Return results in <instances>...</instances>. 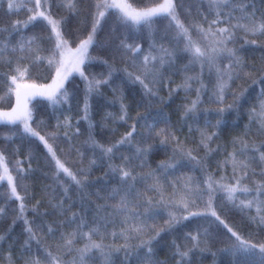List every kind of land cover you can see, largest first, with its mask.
<instances>
[{
    "label": "trees",
    "instance_id": "16d2710c",
    "mask_svg": "<svg viewBox=\"0 0 264 264\" xmlns=\"http://www.w3.org/2000/svg\"><path fill=\"white\" fill-rule=\"evenodd\" d=\"M160 1L126 0L138 9ZM98 2L74 0L69 9L67 0H40V8L31 0L27 7L10 10L9 0H0V110L13 104L16 85L12 76H17L20 85L44 84L60 62L61 48L56 47L57 36L47 21L38 18L27 26L24 22L43 11L58 22L60 41L76 46L93 33ZM174 2L179 21L196 44L215 56L214 64L207 57L192 63V54L184 50L187 41L170 17H154L148 28L123 23L119 9H101L105 16L93 33L82 64L83 76L68 77L56 93L57 102L42 97L27 102L29 126L38 136L24 132L22 123L0 121V154L22 197H12V185L0 166V236L4 237L0 264H146V249L138 246L162 228L166 230L153 240V253L148 254L151 264H264L260 251L264 245V223L260 221L264 195L255 190L264 183V162L259 160L264 152V113L260 110L264 35L232 27L237 22L248 23L245 12L253 9L258 10L257 17L264 16V0H230L221 9L210 8L209 0ZM241 4L248 7L241 10ZM217 11L222 18L211 24ZM210 25L212 32L230 28L232 39L219 44L222 37L208 32ZM124 44L139 46L140 52L133 53ZM221 47L232 49L235 57L212 51ZM161 48L170 55H164ZM149 54L163 56L165 63L151 61L148 67L154 66V72L145 77L143 57ZM236 58L239 65L234 64ZM17 68L27 71L21 77ZM136 76L154 94L134 82ZM221 77L227 81L223 101L218 99ZM104 80L107 83L95 84ZM241 92L244 97L234 104ZM197 99L196 108L188 112ZM221 108L225 110L219 112ZM129 132V142L118 143ZM244 144L248 149L241 154ZM97 145L115 147L105 154ZM48 146L79 184L57 168ZM137 149L147 151L138 155ZM234 152L238 161H247V169L234 171L230 158ZM162 162L172 166L164 169ZM113 168H125L135 179L122 183ZM245 171L241 185L252 191H238L229 200L222 186L235 185ZM187 183L195 186L193 191L184 190ZM114 191L118 192L115 196ZM121 197L128 202L126 210L117 208ZM241 201L253 203L244 207ZM213 210L220 220L210 214ZM169 214L179 221L171 229H167ZM81 221L84 227L78 228ZM220 221L240 241L254 245L255 253L238 256L235 246L240 241ZM141 225L145 227L138 235L133 229ZM28 227L33 237L26 231ZM91 229L97 230L91 232V240L102 248L92 249L81 262L80 250L89 243L83 233ZM192 236L198 240L193 241ZM73 237L72 245L66 246V240ZM177 245L181 252L191 249L183 260L176 255ZM126 253L131 254L129 258Z\"/></svg>",
    "mask_w": 264,
    "mask_h": 264
},
{
    "label": "snow or ice",
    "instance_id": "6c2138e0",
    "mask_svg": "<svg viewBox=\"0 0 264 264\" xmlns=\"http://www.w3.org/2000/svg\"><path fill=\"white\" fill-rule=\"evenodd\" d=\"M31 0H19V3L16 2V0H9V4H8V8L10 10L14 9V8H20V7H27V3H30ZM46 2V0H45ZM230 3V0H209V6L210 8H216V9H221L223 6L228 5ZM35 6L36 8H40L41 4H40V0H35ZM66 7H68L69 9L74 7V0H67V3L65 4ZM241 10L245 9L248 7V4H241L238 5ZM175 2L174 0H164V3L158 5L157 7L154 8H148V9H143V10H137L132 8V6L130 4H128L126 2V0H112L111 3L108 2V0H99V2L96 4V8H97V18L95 20V23L93 25V33L96 30V27L99 24L100 19H102L105 16V11L101 10H107L108 8H116L119 9L121 14H122V22L126 23L128 21L131 22V24L133 26H138V25H144L147 26L148 28H151L152 24L154 23V17L157 16H164L165 18H171L172 21L175 22V26L180 30L179 35L182 36L186 41V45H185V51L189 52L192 54L193 60L192 63H197V62H202L201 58L203 57H207L208 62L210 64H214V60H215V56L209 55L204 49H202L198 44H196L191 36L189 35V30L187 28H185V26L179 21L177 14H176V10H175ZM28 11H32V9H28ZM256 11H258L257 9H253L252 12H245V16L247 17V20L249 21L248 23H239L237 22V24L233 25V28H240L243 29L246 33L252 34V35H264V16L261 17H257L256 16ZM38 18H42L43 20L47 21V23L51 26L52 31L56 34L57 39L60 40L61 34L59 32L58 29V22L53 20L52 18H50V16L46 15L45 12L43 11H39L36 12L34 15L30 16L28 21L24 22L25 26H27L29 23L36 21ZM222 17L220 16L219 11H217V18L213 19L211 21V24H216L218 22L219 19H221ZM223 19H227V16L223 17ZM19 23V22H17ZM16 25H13V28H15ZM201 32H204L205 30L203 28L199 29ZM208 32H211V34L213 36L217 35V33H219L222 37V39H220L218 41L219 44L221 45H225L229 40L232 39L233 36V32L230 28H218L215 32L211 31V25L209 26ZM93 42V35H89V37L82 41L81 44L79 45V47L76 49V53L77 55V59L73 65V70L75 71H80L79 65L84 63V59L87 53V48L88 46ZM251 43H255V41H252ZM126 49H129L130 51H132L133 53H138L140 52V48L139 46L133 47L132 45H128V44H124L123 45ZM57 48L61 47L60 43H57L56 45ZM21 48H23V45H21ZM161 52L164 53V55H170V53H168L167 49L161 48L160 49ZM213 52H215L216 54H219L221 52H227L229 57H235V52L232 49H227L226 47H221V48H213L212 50ZM153 60H158L159 63L161 65H163L165 63L164 57L160 56H153L151 54L149 55H145L143 57V61H144V68L145 71L143 73V75L145 77L152 75L154 72V66L152 68H149L148 65L151 63V61ZM234 64L239 65L240 61L238 58H236L234 60ZM16 71L18 72L19 76H23L27 69H24L23 71H21L19 68L16 69ZM219 71V69H218ZM81 76H83V72H80ZM67 75V69L64 66L63 61H61V67L57 68L56 70V76L57 79L53 81V84L56 86L55 89L52 88V86H48V87H37L36 85H20L17 83V76H12L11 77V81L12 84L16 85V89H15V94H16V107L12 109V111L10 113L5 112V113H0V120L6 121L9 124H16L17 122L22 123L24 125V132L26 133H30L32 136H38V133H36L35 131H33L29 125H28V120L30 119V112L28 111L27 108V98L29 96H34V95H40V96H47V98L49 100H52L53 102H57V96H56V91L61 88L62 85V81L66 78ZM111 75V73L109 74ZM131 75V74H129ZM229 79H232V76L229 74L228 75ZM187 79H193L192 77H188ZM135 81H139V83L144 87V89L146 90V93H152V89L149 88V85L147 83H145L144 79L141 78V76H136L135 77ZM100 83H107V80L104 81H96L95 84L99 85ZM261 83H264V78H261ZM227 86V81L223 80V78L221 77L220 82L218 83V88H219V96L218 99L220 101H223V92L225 87ZM91 87V86H90ZM25 89V91H21V89ZM31 90V91H28ZM11 91V89H10ZM199 91V90H198ZM261 94L262 96H264V88L261 89ZM244 97V92H241L239 96L236 97V99L234 100V104H237L242 98ZM199 102V100H195L192 101L191 103V107H189L187 109L188 112L193 111L196 108L197 103ZM229 108H232L233 105H229ZM225 109L221 108L218 111L219 112H223ZM260 110L262 113H264V98L260 99ZM121 119H123V116L120 117ZM220 121H217V124H219ZM261 130H264V121L261 122ZM133 131H135V128H133ZM163 131V130H162ZM132 136V132L127 133V135L122 138L118 143L122 144V143H126L129 142V137ZM41 140H44V137H39ZM207 139H211V136H208ZM203 142V141H202ZM163 143V141H162ZM45 144L47 146V142L45 141ZM97 147H100L102 149V151L107 154V153H111L113 151V147H107L104 148L101 145H97ZM248 149V145L244 144L240 150V153L243 154L245 151H247ZM48 150L49 152H52V148L51 146H48ZM146 149H137V154L138 155H142L146 152ZM53 155V159H56L55 157V153L52 152ZM189 156H191V154H188ZM230 158H231V163L233 164V169L234 171H236L238 168H243V169H247L248 168V163L247 161H238L236 158V153H231L230 154ZM192 159H195L194 157H192ZM259 160L261 162H264V152H261L259 155ZM3 161V156L0 155V162ZM56 165L57 168L60 171H63L65 174L72 176V179L74 181H76L77 184L80 183L79 180L76 179V177L74 175H72V173L69 171L68 168H66L64 166L63 163H61L60 160L56 159ZM172 165H168L167 163H163L161 164V167L164 169H167L168 167H171ZM113 172H118L121 182L122 183H126V181L128 179H132L134 180L135 177L132 176V172L129 170H126L125 168H113L112 169ZM5 172H7V168H5ZM264 174V173H262ZM149 175H151V173H149ZM247 175V172L245 171L243 176H241L240 179H238L235 183V185H223V190L227 193V198L229 200H233L236 198L235 194L239 191V192H250L252 191L251 189H249L247 186H242L241 185V180ZM8 181L9 184H12L11 187V195L12 197H15L17 200H22V197L19 196V194L16 192V188L14 186V184L12 183V178L9 176L8 177ZM256 192L258 195H264V183L262 184H258L256 186ZM211 192H212V183H209V204L208 207L211 208ZM118 192L114 191L113 195H117ZM181 203H184L183 199L181 200ZM253 201H248L247 203H244V201H241V204L244 207H251L252 206ZM261 204H264V201H260ZM127 200L126 197H121V202L120 204L117 206L118 210H126L127 209ZM21 212H23L24 210V206L23 204H21ZM184 207L187 208V204L184 203ZM2 211V210H0ZM261 211V209L258 207V214ZM212 216L216 217L217 220H220V218L216 215V212L213 210L210 213ZM75 215V214H74ZM190 215H200V213H190ZM183 219H187V217H183ZM260 221L261 223H264V215H262L260 217ZM179 221L177 220V218L171 214H169V223L167 225V229H171L175 226L176 223H178ZM27 223V222H26ZM221 224H224L223 221H220ZM84 227V222L81 221V223L78 225V228H82ZM144 225H141L139 227H135L133 229V231L136 234H140L143 229H144ZM225 228H228V226L226 224H224ZM51 231V229H49ZM166 229H160V232L165 231ZM26 231L29 233L30 237H33V233H32V229L31 227H28L26 229ZM97 231L96 229H91L90 233H83V235L88 236L89 237V243L85 245V247L83 249L80 250V261L82 262L84 259V256L90 252L92 249H101L102 245L100 243H96L95 241L91 240V232H95ZM228 231L231 232V234L233 236L237 237V240L240 241L239 236H237V234L235 232L232 231L231 228H228ZM160 232H157L155 236L150 237L147 240H141L140 245L138 246L139 248H145L146 249V264H151V256L148 254H152L153 253V248H152V242L153 240L156 239V237H158L160 235ZM4 237L0 236V240H2ZM127 238V237H126ZM73 238H69L66 240V246H71L73 243ZM191 239L193 241L198 240V236H192ZM198 245H193V247H197ZM124 248H128V245H124L122 246ZM254 245H248L246 242L244 241H240V243L235 246L236 250H240V251H246V252H250L252 248H254ZM177 251H176V255H179L181 260H183L185 257L188 256L189 251H191V249H189L188 251H183L181 252L179 250V246H176ZM120 249H116V251H119ZM260 251L262 254H264V245L261 246ZM50 255V254H49ZM130 253H126V258L130 257ZM137 255H138V250H137ZM53 260H55V258H53ZM34 264H39V261H35ZM75 264V262H74ZM178 264H180V262L178 261Z\"/></svg>",
    "mask_w": 264,
    "mask_h": 264
},
{
    "label": "rangeland",
    "instance_id": "374dc122",
    "mask_svg": "<svg viewBox=\"0 0 264 264\" xmlns=\"http://www.w3.org/2000/svg\"><path fill=\"white\" fill-rule=\"evenodd\" d=\"M108 2L109 3H111L112 2V0H108ZM118 2H119V0H118ZM162 3H164V0H161L160 2H158L157 4H154V5H152V6H149V7H146V8H140V9H138V8H134V9H137V10H143V9H148V8H154V7H157L158 5H160V4H162ZM133 8V7H132ZM91 35H93V33H90ZM89 34V35H90ZM56 35V34H55ZM89 35L88 36H86L84 39H82L76 46H67V45H65V44H63L60 40H58V42L61 44V55H60V62H59V65H58V67L57 68H59V67H61V61H63V63H64V66H65V68L67 69V75H66V78L62 81V85H64L65 84V82H66V80L68 79V77H70L71 75H73V74H80V72H81V70H82V64H80L79 65V68H80V71H75V70H73V65H74V63H75V61H76V59H77V53H76V49L79 47V45L81 44V42L82 41H84V40H86L88 37H89ZM91 45V44H90ZM90 45L88 46V48H87V53H86V56H85V59H84V61L86 60V58H87V56H88V50H89V47H90ZM57 70V69H56ZM57 79V76H56V72H55V74L53 75V77L51 78V80L49 81V82H47V83H44V84H34V85H36L38 88L39 87H48V86H52V88L53 89H55L56 88V86L53 84V81L54 80H56ZM24 85H33V84H24ZM23 86V85H22ZM63 87V86H62ZM61 87V88H62ZM60 89V88H59ZM58 89V90H59ZM57 90V91H58ZM21 91L23 92V91H25V89H21ZM28 91H31V90H28ZM57 91H56V93H57ZM35 97H42V98H47V96H40V95H34V96H29L28 98H27V102H28V100L29 99H31V98H35ZM16 107V94H15V98H14V101H13V104H12V106L10 107V108H8V109H2V110H0V113H5V112H8V113H10L11 111H12V109L13 108H15ZM27 108H28V106H27ZM0 121H2V122H6V121H3V120H0ZM28 125H29V120H28ZM24 126V125H23ZM30 127V126H29ZM1 155V154H0ZM0 166H1V169H2V175H3V177L6 179V180H8V177L10 176L9 175V173H8V170H7V172H5V168H6V166H5V162H4V158H3V161L2 162H0ZM11 177V176H10ZM12 185V184H11ZM195 187V186H194ZM194 187L189 183H187V186H185L184 187V190L185 191H187L188 190V188L191 190V191H193V189H194ZM259 200H261V198H259ZM255 253V251L254 250H252L251 249V251L250 252H246V251H240V250H237V255L238 256H243V255H247V254H254Z\"/></svg>",
    "mask_w": 264,
    "mask_h": 264
}]
</instances>
